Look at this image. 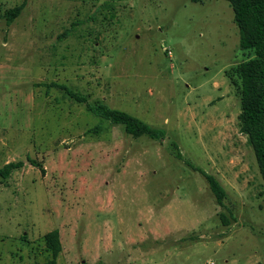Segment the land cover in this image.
Listing matches in <instances>:
<instances>
[{"label":"rangeland","instance_id":"rangeland-1","mask_svg":"<svg viewBox=\"0 0 264 264\" xmlns=\"http://www.w3.org/2000/svg\"><path fill=\"white\" fill-rule=\"evenodd\" d=\"M254 57L227 0H0V168L21 163L0 177V264H45L55 229L57 264H264V178L239 119Z\"/></svg>","mask_w":264,"mask_h":264},{"label":"trees","instance_id":"trees-1","mask_svg":"<svg viewBox=\"0 0 264 264\" xmlns=\"http://www.w3.org/2000/svg\"><path fill=\"white\" fill-rule=\"evenodd\" d=\"M202 2L203 0H192ZM233 7L235 21L240 35V47L242 49L253 48L255 57L244 61L240 65L242 78L241 87V113L240 132L248 136L256 156L261 176L264 178V0H227ZM26 3L9 9L6 12V20L12 22L20 15ZM76 100L86 102L87 109L96 116L109 120L115 124L124 126L125 131L135 137L149 134L154 138H160L163 131L154 128L142 119L117 108H113L105 102H87L85 97L68 90ZM98 128V127H96ZM21 163H8L0 168V177L6 178L13 169L20 167ZM204 175L211 190L221 201L226 194L225 188L219 181L208 173ZM224 223H228L225 215H222ZM51 258L45 264H57V257L62 250L59 232L57 229L45 235Z\"/></svg>","mask_w":264,"mask_h":264}]
</instances>
